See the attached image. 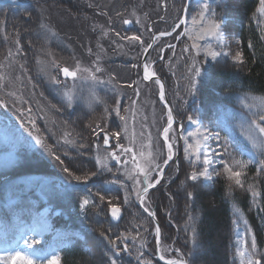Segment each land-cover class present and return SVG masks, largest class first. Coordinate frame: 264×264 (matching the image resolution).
<instances>
[{"label": "snow or ice", "instance_id": "obj_1", "mask_svg": "<svg viewBox=\"0 0 264 264\" xmlns=\"http://www.w3.org/2000/svg\"><path fill=\"white\" fill-rule=\"evenodd\" d=\"M13 3H15V0H13ZM143 3L144 0H140L141 8ZM158 3L159 7L164 9L167 15L170 11L168 0H158ZM222 6L223 0H199V10L195 15H190L189 5L183 3V0L178 8L175 4H172L171 7L175 8V16L173 17L170 29L164 31L157 29V34V32L153 31V24H146V32L152 33L147 40L144 38V33L121 35L120 31L112 29L111 18L109 19L107 28L103 25L99 26L103 37H108L109 31H114L115 36L120 41L125 42L122 44L117 41H112V43L116 44L117 49H123L127 45H139L140 53L138 55L146 57L143 61L142 79L145 82H152L158 86L159 103L163 105L164 109L160 116V121L163 123L162 130L157 129L159 135L154 141L150 127L155 126L156 121L153 119L152 125L149 126L146 123L147 117L145 116L144 121L140 123V131L137 133L136 123L137 117L140 114L138 103L142 105V102H140L141 90L137 87L134 89L136 99H131L127 107L124 106L120 98H116L112 106L105 105L99 121L87 125L90 130V135L93 137L91 145H86L76 140L75 137L80 136V133H75L74 135L73 132L65 131L63 136V143L66 145H76L80 149L93 147L95 151L94 171L79 176L74 175L73 170L68 166H64L62 169L63 172L69 177H72L77 184L83 183L85 185H87L92 176L104 172L110 173L113 178L106 180V184L117 186L123 190V205H128L131 197L135 196V200L140 208L147 214V217L151 218V223L155 225L154 231L151 233L155 237V251L159 259L163 261V264H190L180 249H173L170 246L167 249L162 248V229L156 223V213L151 208V190L155 189L157 185H160L161 180L164 178L165 169L171 166L170 162L174 161V144L177 138L185 142V159L193 166V170L187 175L186 180L193 182L194 185L200 181L211 180L212 174L215 172L217 176L223 175L228 181L229 189H245L247 186V191L251 193L255 205L259 193L255 190V184L249 182L247 176L249 165H255L256 178L264 177V97L251 98L258 101L259 107L253 113L254 118L241 125V135L251 144L253 149L258 150L260 158L257 159L251 153H247L249 158L245 159L246 146L234 138L230 139L231 129L226 123L222 128L224 135L221 136L219 131L214 132L205 126L197 115H195V110L193 114H187L186 116L188 123L193 125L195 130L188 132L187 136L181 131L178 136L174 128L176 124L174 109L166 100L165 84L157 76L155 71L150 70L156 61L150 59L151 53L149 50L154 48V45L161 37L172 36L173 33H176L174 39L179 40L183 36L191 41L190 44H185L181 49L179 59L186 61L184 78L188 81V94L192 97H196L200 91V86L206 85L209 80L208 73L203 67L208 60L219 63L221 58L230 57L233 63H243L242 52L239 50L233 52L231 45L228 43L229 36L225 31L226 24L223 16H218L217 8ZM256 11L260 19H256L255 16L253 19L256 20L258 28L262 31L260 39L264 40V0H259V7ZM100 14L109 16L108 12H102ZM115 15L120 18L123 25H128L133 22L119 10L116 11ZM147 15L145 13L146 17ZM157 15L160 21L166 22V15H159V13ZM128 16L135 17L137 24L141 23L140 17L136 15V10L128 13ZM39 27L45 35V38L56 35L43 22H41ZM201 41H208V43H201ZM210 41H215V45L210 43ZM15 44V51L9 49L5 57L6 64L0 63V69L8 68L12 69V72H15L14 65L17 63L15 57L25 54L19 39L15 41ZM167 47L173 50V54H175L176 44L168 43ZM248 47L253 48L254 45L250 42ZM97 48L102 49V46L98 43ZM87 52L90 57L95 56V59L90 64L82 63L75 56L71 58L73 61L72 64L61 63L50 50L46 49L41 50L43 59L39 57L36 59L37 65L40 66V72L48 78V83L52 90L60 95L62 100L69 106L72 105L76 98L78 81H90L92 84L91 100L89 101L90 107L93 102L96 104L105 103V101L96 95L95 88L109 83L114 84L116 81L114 75H110L107 81L102 78L101 74L105 73L103 67L104 54L102 51H94L89 47ZM157 58L160 60L165 59L163 48L158 50ZM167 59L170 61L172 57H167ZM131 67L137 68L138 65L132 64ZM27 75L28 68L25 63L19 64V74L15 76L12 73L0 71V91H4L8 97H14L16 95L15 89L17 82L23 83V77ZM61 76L63 79H61ZM69 80L72 81L71 87L68 85ZM28 83H31L30 77ZM126 86L131 88L133 85L129 83ZM149 92L151 93V89H149ZM13 102L15 103L17 101L14 100ZM184 103L187 104V101H184ZM0 107H7V104L4 103L2 98H0ZM28 111L31 112V109H28ZM154 114L155 110L153 109ZM113 115L121 122V125L115 129L108 125V121ZM181 128H183L182 125ZM28 134L35 141L36 145L45 148L53 155V159L64 164L61 157L53 154L51 149L47 147L38 135H33L32 131H29ZM160 139L163 140L162 145L159 143ZM210 140H215L221 150H210L208 143ZM80 155H84V153L81 152ZM216 164L222 165V168H216ZM176 170L179 171V164L176 165ZM88 192L89 194L81 197L79 201V209L81 212H86L89 206L100 208L101 204L107 202L106 215L110 214L112 220H119L121 218V206L113 203V199L115 198L106 197L101 190L92 193L91 189H88ZM227 195L231 196V191ZM93 196L99 197L100 204L93 199ZM187 196L189 200H193L192 192H188ZM261 211H264V209H261ZM97 215L99 216L100 213L97 212ZM234 216L242 219L239 208H234ZM197 219L198 216L188 212L187 220L183 226L184 232L186 234L190 233L189 239L193 244L192 251L195 250L197 245L198 233L195 227ZM237 223V219H234L233 224ZM243 223L245 225L244 234L246 238L238 243L236 248V257L239 259V264H264V251L258 248L257 238L252 228L248 226V221L243 220ZM141 228H143L144 232H150V229L144 227L142 222L139 225H135V235L132 232L125 231L113 240L110 236L102 233L103 238L110 245L112 253L109 257L110 264H118V261L114 257L120 256L121 252L131 254L129 247L125 244L129 236H132L133 243L140 238L139 246L136 249V260L138 264H152L151 260L144 258L145 253L142 249L145 248L146 240L141 238ZM247 237H250V242ZM39 244L40 241L34 237L24 240V245L28 249H32L34 245ZM120 245H123V247H120ZM164 251L175 252V258L164 255ZM46 255H48V251L43 253L33 251L29 254L25 251L15 250L7 255H0V264H60V256L55 254L54 251L52 252L51 259L47 261L44 259Z\"/></svg>", "mask_w": 264, "mask_h": 264}, {"label": "trees", "instance_id": "obj_2", "mask_svg": "<svg viewBox=\"0 0 264 264\" xmlns=\"http://www.w3.org/2000/svg\"><path fill=\"white\" fill-rule=\"evenodd\" d=\"M168 3L170 6L168 15H171V21L165 24L156 23L154 27L156 31L157 29L159 31L170 29L175 16V8H172L171 5L175 4L178 8L182 0H168ZM35 5L33 0L0 4V31L4 28L5 32L9 34V32L22 28L30 36L29 43L32 46L31 44L38 40L36 37H32V34L37 31L38 21L31 26L36 18ZM258 7L259 0H223V6L217 8L218 16H223L226 24L225 31L229 36L228 42H232L235 38L238 41V50L242 52L243 63L239 65L225 59L219 63L204 65L209 80L206 85L200 86L196 97L188 94V81L184 78L186 61L179 59L185 42L183 38L181 37L176 42L174 35L169 41L168 38L160 39V43L154 46L150 52L151 59L156 61L153 70L165 84L166 93L177 120L184 122L186 110L191 114L195 110V115H197V110H200L201 121L211 127L213 121L217 120L223 110L234 109L236 112L244 113L243 103H253L256 100L251 98L264 97V40L260 39L262 31L258 28L256 20L253 19L254 16L256 19H260L256 11ZM134 29L123 28L124 32L128 33H132ZM166 42H176L175 54L172 56L173 50L166 49L163 54L165 59L160 60L157 58L158 50L161 48L160 45ZM250 42L254 45L253 48L248 47ZM167 57H172V59L169 61ZM114 97L109 91L101 92L100 98L105 103L95 104L89 110L81 105L66 110V106L58 98L50 96L49 100L60 110L59 116L65 124L71 130L80 133L84 137L86 145H91L93 137L90 135L87 125L90 124L92 118L103 114L105 105L109 107L113 105ZM184 101H187V104ZM184 105H186L185 110L182 109ZM177 111L180 114H177ZM207 120L209 121L207 122ZM93 150V147H86L84 151H81L84 155L70 151L69 157L63 156L64 164L62 166H68L73 170L74 175L79 176L94 171ZM173 169L168 167L163 181L150 193L151 208L155 211L156 219L162 229V248L163 246L164 248L169 247L168 244L172 242L173 247L171 248L180 249L190 264H215V261L209 258L205 252L206 250L215 252L214 247L218 246L222 251V264H235L231 253L232 219L235 217L234 208H239L244 220L248 221V226L252 228L257 238L258 248L264 251V211H261L264 209V177H255L254 166L248 168L247 176L249 182L255 184V190L259 193L255 205L251 193L247 191V186L245 189H229L228 181L222 177L216 178L211 186L199 182L194 185L193 182L186 180L189 169L179 168L181 171L179 173ZM51 170H53L51 163L36 152H19L10 163L0 165V210L3 213L0 216L1 222L8 225L11 223L12 207L29 206L28 191L23 187L12 188L10 184L15 180L32 176L39 179L43 177L50 181L48 185L39 188L38 191L49 204L53 205L54 209L61 211L53 221L70 222L77 228V231L81 230L86 235L84 245L97 250L100 264H110L109 257L112 255L110 245L103 238L102 233L115 240L122 232H135L137 222L154 227L149 217L139 208L134 196L131 197L128 205H123V190L117 186L106 184V180L113 178L110 174L104 172L92 176L87 185L74 183L69 186V184L59 182L57 177L52 175ZM58 182L61 185V190L56 189L58 185L55 184ZM88 189H91L92 193L101 190L106 197L115 198L113 203L121 206L123 212L119 223H112L108 214L106 215L107 202L101 204L100 208L89 206L86 212L80 211L79 201L81 197L89 194ZM30 191L37 192V187L32 186ZM229 191H231V196L227 195ZM188 192L193 193V200L188 199ZM8 198H13L14 202L22 201V203L10 207L8 205L10 203L7 202ZM93 199L100 204L98 196H93ZM97 212L100 213L99 216ZM188 212L198 216L195 224L198 233L197 245L194 251H192L193 244L189 239L190 233L186 234L183 229ZM219 228L224 231V234L215 245L213 235ZM139 242L136 240L131 244V242L125 241L131 254L121 252L120 256L114 257L118 264H138L136 249ZM142 251L145 253L144 258L151 260L152 264H162L156 259L155 239L149 248L145 244ZM87 254L83 247L77 243H69L68 247L60 251V261L61 264H87ZM164 255L175 258V252H171L169 255L164 252Z\"/></svg>", "mask_w": 264, "mask_h": 264}, {"label": "rangeland", "instance_id": "obj_3", "mask_svg": "<svg viewBox=\"0 0 264 264\" xmlns=\"http://www.w3.org/2000/svg\"><path fill=\"white\" fill-rule=\"evenodd\" d=\"M4 1V0H0ZM13 2V0H9ZM19 1V0H15ZM29 1V0H27ZM35 2V20L31 26L38 21L36 26L37 31L32 34V37H36L38 40L34 44L29 43L30 36L27 35L26 31L22 28L9 32L7 34L4 28L1 29L0 37V63H5V57L8 54L9 49L15 51L17 39L20 40L22 48L24 50L23 56H16L15 60L17 63L14 65L15 72L12 69L4 68L0 71H6L12 73L13 76L19 74V64L25 63L28 68V75L23 77V83L17 82L16 84V95L14 97H8L5 95L4 91H0V98L3 99L7 107H0V165L8 164L11 160L15 159L19 152H36L40 157L45 158L51 163L52 172L57 180L63 184H69L71 186L77 183L72 177H69L63 172L62 164L53 159V155L50 154L45 148L36 145L35 141L29 136V131H32L33 135H38L51 149L52 153L59 155L61 159L63 156L69 157V152L73 151L75 154H80L84 149L78 148L76 145H66L63 143V136L65 131L73 132L65 122L60 118V110L54 106V104L49 100L50 96L58 98L66 107V110H71L76 105H81L85 109H92L96 103H92L89 106V101L91 100V89L92 84L90 81L80 80L77 82L76 88V98L74 99L71 106L62 100V97L54 92L48 83V78L40 72V66L37 65L36 59L41 56V50H50L61 63L72 64V57L75 56L84 64H90L95 56H89L87 49L91 47L94 51H102L103 56V67L105 73L101 74L102 78L107 81L110 75L116 77V81L106 85H101L95 88V93L100 97L101 92L109 91L116 98H120L124 106L130 104L131 99H136L134 89L139 87L141 90L140 102L138 103V108L140 114L137 117L136 131H140V123L144 121V117H147V124L152 125L153 119H155V126L150 127L154 141L158 138L157 129L162 130L163 123L160 121V116L163 109V105L159 103L158 96V86L152 82H144L140 75L141 59L143 55H138L140 53V47L136 45H127L123 49H117L116 44L112 41H117L118 43H125L120 41L118 37L115 36L114 31H109L108 37H103L100 31L101 25L107 28L109 19L112 20V29L120 31L121 35H132L144 33V38L147 40L152 34L146 32L145 25L153 24L154 27L156 23H163L171 21V15H166L164 9L159 7L158 0H144L142 8L140 7V0H33ZM199 0H191L190 4V15H195L198 9ZM234 7V6H233ZM119 10L124 13V15L130 18L133 22L132 33L124 32V25L122 24L120 18L116 17L115 13ZM127 10V11H126ZM136 10V15L140 17L141 23L137 24L135 22V17L128 16V13ZM102 12H108L109 16L101 15ZM147 13V17L145 16ZM157 13L159 15H166V22L160 21ZM234 13V12H233ZM233 15V14H232ZM41 22L45 23L53 32L56 33L55 36L45 35L40 29ZM153 27V31L157 32ZM164 29H162L163 31ZM10 31V30H9ZM161 31V30H160ZM158 33V32H157ZM185 44H190L191 41L186 37H183ZM169 41V40H168ZM102 46V49L97 48V44ZM160 43L159 41L156 43ZM164 43V42H163ZM167 43V42H166ZM201 43H208V41H201ZM215 45V41H210ZM231 45L232 51H238V41L233 39L232 42H228ZM164 48V44L160 45ZM182 47V48H183ZM160 48V49H161ZM164 50V49H163ZM174 54H172L173 56ZM151 59V57H150ZM201 59V58H198ZM229 59L230 57L221 58L220 61ZM183 61V60H182ZM219 61V62H220ZM215 61L208 60L206 64L214 63ZM233 62V61H232ZM182 63V62H181ZM180 63V64H181ZM132 64H137V68L131 67ZM186 64V63H185ZM241 64V63H240ZM239 64V65H240ZM203 65V66H204ZM176 76V75H174ZM29 77L31 78V83H28ZM61 79L63 77L61 76ZM131 83L133 86L131 88L126 85ZM146 83V84H144ZM69 87L72 86V81H68ZM147 85V86H146ZM151 89V93L149 92ZM49 96V97H48ZM18 98V99H17ZM16 100L17 102H13ZM155 102V103H152ZM247 105V106H246ZM245 112H236L234 109L223 110L220 113L217 120L213 121L211 127L214 132L219 131L221 136L224 135L222 128L226 123L231 129L230 139L234 138L241 144L246 146L245 159H248L247 153H251L257 159L260 158L259 152L253 149L251 144H249L244 137L241 135V125L246 121H251L253 113L257 111L259 107L258 101L253 103H243ZM31 109V112L28 111ZM153 109L155 114L153 115ZM183 110L186 109V105L182 107ZM200 110H197V117L200 119ZM23 113V114H22ZM103 113V112H102ZM189 112L186 110L184 113V122L180 121V124L174 125V128L179 136L182 131L185 136L188 132L194 131L195 127L188 123L186 116ZM202 113V112H201ZM177 114L180 112L177 111ZM191 114V113H189ZM102 114L94 117L89 122H97L100 120ZM166 120V117H165ZM201 120V119H200ZM209 120H207L208 122ZM34 122V128H33ZM108 125L115 129L117 126L121 125L118 118L113 115L108 121ZM181 125L183 128H181ZM205 125V124H204ZM206 126V125H205ZM131 130V127H130ZM80 136H76V140L84 143V137L81 139ZM191 139V138H189ZM162 145V139L159 140ZM210 150L220 151V147L215 140H210L209 142ZM185 142L177 138L174 144L175 157L174 161L171 162L170 169L174 168L176 170V165L179 164V168L184 170L189 169L188 174L193 170V166L189 164L188 160L185 159L184 153ZM179 150V151H178ZM178 151V152H177ZM67 153V155H65ZM93 157H95V151L93 150ZM95 159V158H94ZM255 165H249V167ZM216 168H222V165L216 164ZM173 169V170H174ZM176 170V173L181 172ZM211 171V169H210ZM106 174H110L105 172ZM111 175V174H110ZM112 176V175H111ZM222 177L226 180L223 175L217 176L215 172L212 174V179L209 181H200L207 186L214 184L216 178ZM123 179V177H121ZM56 183L57 190H61L60 183ZM50 183L49 180L43 177L41 179L37 177H26L24 179H18L12 182L10 186L12 188L23 187L28 191V201L29 206L13 208L11 211V223L5 224L0 221V255H7L8 253L21 250L31 254L33 251L45 252L48 251V255L44 257L45 261L51 259L52 252L60 256V251L63 248L69 246V243H77V245L83 247L84 251L88 257L87 264H100V257L96 249L93 247L85 246L84 243L86 238L84 233L78 229L70 222H57L53 221L57 216L60 215L61 211L59 209H54L53 205L49 204L39 193L38 189L45 187ZM32 186L37 187V192L30 191ZM135 197V196H134ZM8 205L14 206L22 201L14 202L13 198H8ZM6 202V204H7ZM5 209V208H4ZM122 211V210H121ZM242 214V213H241ZM3 213L0 210V216ZM123 216V213L122 215ZM55 217V218H54ZM122 219V217L120 218ZM237 219L238 223L233 224L232 228V244L231 253L232 259L235 264H239V259L236 257V248L238 243L242 242L245 237V225L242 219L238 217H233L232 221ZM142 222H137L136 225ZM144 227L150 229V232H144L141 228L142 237L146 240V245H151L154 235L151 234L154 231V227L143 223ZM39 226L38 229H36ZM135 235V232L132 233ZM224 231L218 229L214 232V243L218 244L220 237H222ZM34 237L40 241L39 245H34L32 249H28L24 245V240ZM250 242V237H247ZM72 240V241H71ZM137 240L140 241V238ZM133 244L132 236H129L127 240ZM168 246L173 247L171 242ZM168 247L163 249H167ZM215 252H210L206 250L205 254L212 258L215 264H222V251L218 246L214 247ZM167 255L171 252L164 251ZM164 254V253H163ZM61 264V261H60Z\"/></svg>", "mask_w": 264, "mask_h": 264}, {"label": "water", "instance_id": "obj_4", "mask_svg": "<svg viewBox=\"0 0 264 264\" xmlns=\"http://www.w3.org/2000/svg\"><path fill=\"white\" fill-rule=\"evenodd\" d=\"M185 3H189V0H185ZM127 27H129L130 26V24H128V25H126ZM146 57H144L143 56V58H142V61H141V75H143V61H144V59H145ZM162 81V80H161ZM166 100H167V97H166ZM167 102H168V100H167ZM169 103V102H168ZM167 169V168H166ZM166 169H165V171H166ZM140 207V206H139ZM142 211H143V209H141ZM146 214V213H145ZM147 215V214H146ZM109 218H110V220L112 221V222H114V223H117L119 220H112V218H111V215L109 214ZM150 218V217H149ZM151 219V218H150ZM156 223H157V220H156ZM158 224V223H157ZM156 256H157V259L161 262V263H163V261H161L160 259H159V256H158V254L156 253Z\"/></svg>", "mask_w": 264, "mask_h": 264}, {"label": "bare ground", "instance_id": "obj_5", "mask_svg": "<svg viewBox=\"0 0 264 264\" xmlns=\"http://www.w3.org/2000/svg\"><path fill=\"white\" fill-rule=\"evenodd\" d=\"M38 228H39V226L36 229H38Z\"/></svg>", "mask_w": 264, "mask_h": 264}]
</instances>
